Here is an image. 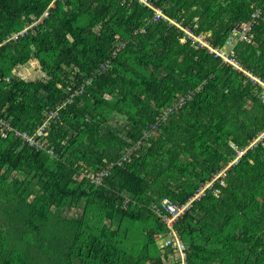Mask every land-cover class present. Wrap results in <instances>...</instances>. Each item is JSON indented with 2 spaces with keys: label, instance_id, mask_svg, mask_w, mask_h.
Instances as JSON below:
<instances>
[{
  "label": "trees",
  "instance_id": "16d2710c",
  "mask_svg": "<svg viewBox=\"0 0 264 264\" xmlns=\"http://www.w3.org/2000/svg\"><path fill=\"white\" fill-rule=\"evenodd\" d=\"M150 1L164 18L138 0H0V117L33 134L57 112L48 149L0 138V264H165L154 205L186 204L238 157L175 229L188 264H264V143L248 148L264 88L180 41L191 28L221 47L261 8L236 56L264 81V0ZM33 61L45 77L26 80Z\"/></svg>",
  "mask_w": 264,
  "mask_h": 264
},
{
  "label": "built area",
  "instance_id": "2783aa9c",
  "mask_svg": "<svg viewBox=\"0 0 264 264\" xmlns=\"http://www.w3.org/2000/svg\"><path fill=\"white\" fill-rule=\"evenodd\" d=\"M138 1L144 6L155 10V20H158L160 17H165L162 11L160 9H157L150 0ZM261 17L262 9L255 7L250 19L246 22L237 24L229 32L224 45L221 47H215L212 45V43L210 42V38L212 35L210 33L207 32L197 34L193 30H191V28L184 29V36L181 37L180 40L182 43H186L190 40L192 42V46L196 49H198L199 47L205 48L209 54L213 55L214 58L220 59L223 65L231 68L236 72L247 75V77L252 82L264 88V81L248 72L236 56V48L239 44L252 43L254 41V27ZM38 23L39 22L27 24L26 28L22 32L15 34L12 38H17L18 35H24L29 29H31ZM171 23L175 24L174 21H171ZM177 26L180 27V25L178 24ZM195 29H197V26H195ZM8 39L10 40V38ZM118 51L119 46L113 54L116 55ZM108 64L109 63L102 65L101 70L104 71L107 68ZM72 97H74V95H72ZM261 98L264 101V93L262 94ZM183 102L184 99L180 101V106ZM172 112L173 107L165 109L157 117V123L161 122V120H166L167 116ZM56 115V111L51 113L48 119L43 122V124L33 134H29L27 132L19 130L18 128H14L11 125V119H3L2 117H0V138L8 139L10 136H14L15 138L21 139L29 146L35 147L38 150L48 149L47 144H45L42 139L48 136L47 128L49 127L50 120L56 117ZM150 128L157 129V125L151 126ZM260 142L264 143V132H262L259 137L250 144L248 148H253V146ZM48 151L50 153H53L51 150ZM244 153V151L239 152V156H242ZM237 160L238 159H236L233 163H237ZM231 165L232 163L225 167L220 173L214 175V177L210 181L206 182L194 195V197H192L186 204L179 205L172 200L165 198L159 202V205H154L155 212L159 215V217L162 219V222H164L170 230L168 234L169 239L167 240L165 247L172 248L173 254L177 255L178 264H187V249L184 243L180 240L177 230L175 229V223L186 215V213L192 208L194 201L199 200L205 194V191L207 189H211L216 181L220 180L222 176L226 175V171L231 167ZM221 184L224 185V182L221 181ZM215 194L218 195V190L215 191Z\"/></svg>",
  "mask_w": 264,
  "mask_h": 264
},
{
  "label": "rangeland",
  "instance_id": "374dc122",
  "mask_svg": "<svg viewBox=\"0 0 264 264\" xmlns=\"http://www.w3.org/2000/svg\"><path fill=\"white\" fill-rule=\"evenodd\" d=\"M210 33L211 35H213L212 32H208ZM181 41V40H180ZM182 43V42H181ZM21 77L22 78H25L26 80H39V79H42L43 77H45V74L42 72L41 68L39 67L38 64H36V62L34 63L33 62H30L29 64H26L25 67L22 68V70L19 72ZM182 98V97H181ZM180 107V102L177 104V108ZM116 117H119L118 119L115 120V124H120L121 126H126V118H123L121 116H117ZM115 124L113 122H111V125H109L110 129H112L113 131H117V127L115 126ZM188 157L186 158H183L184 161H187ZM34 189L36 191L39 190V187H37L36 185H34ZM80 215L81 214V210L80 209H77L76 211H70L68 212L67 214L66 213H63V216L64 217H71L73 215ZM50 214H48V216H50ZM2 216L0 215V218ZM159 238V237H158ZM167 239H168V236L165 238V237H160L158 242H157V246L159 248V251H160V254L163 255V259L165 261V264H172V260H168L166 259V254L170 253L169 249L165 248V244L167 242ZM167 257H169V254L167 255ZM173 257L170 256V259H172Z\"/></svg>",
  "mask_w": 264,
  "mask_h": 264
},
{
  "label": "clouds",
  "instance_id": "9594fccd",
  "mask_svg": "<svg viewBox=\"0 0 264 264\" xmlns=\"http://www.w3.org/2000/svg\"><path fill=\"white\" fill-rule=\"evenodd\" d=\"M252 7H253V6H252ZM254 8H255V7H254ZM253 11H254V10H253ZM45 14H47V13H45ZM45 14H44V16H45ZM44 16H42V18H43ZM42 18H40L37 22L40 23V22L42 21ZM260 19H261V18H260ZM260 19H259V20H260ZM259 20H258V21H259ZM180 39H181V38H180ZM238 73H239V72H238ZM241 74L247 77V75H245V74H243V73H241ZM247 78H248V77H247ZM248 79H249V78H248ZM8 81H9V79H8ZM192 96H193V93L188 94V95H186V96H184V97H187V101H188V100L191 99ZM184 97H183V96H182V98L180 97L179 100H178L177 102L174 103L175 109H177V104H178L182 99H184V100L186 99V98H184ZM167 108H169V107H167ZM167 108H165V109H167ZM165 109H164V110H165ZM164 110H163V111H164ZM163 111H162V112H163ZM157 117H158V116H157ZM157 117H156V123H155L154 125H157L158 123H161V122H158V123H157ZM166 120H167V119H166ZM166 120H164V121H166ZM237 159H238V158H237ZM235 160H236V159H235ZM235 160H234V161H235ZM234 161H233V162H234ZM233 162H232V165L235 164V163H233ZM230 164H231V163H230ZM230 164H229V165H230ZM232 165H231V166H232ZM179 237H180V236H179ZM180 240H181V238H180ZM181 241H182V240H181ZM182 242H183V241H182ZM165 248L169 249V251H170V253H168V254H169L168 260H172V261H173L172 264H178L177 255L173 254V250H172V248H169V247H165ZM168 254H166V255H168ZM170 256H172L173 258L170 259ZM187 260H188V254H187ZM187 264H188V261H187Z\"/></svg>",
  "mask_w": 264,
  "mask_h": 264
}]
</instances>
